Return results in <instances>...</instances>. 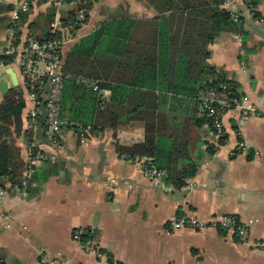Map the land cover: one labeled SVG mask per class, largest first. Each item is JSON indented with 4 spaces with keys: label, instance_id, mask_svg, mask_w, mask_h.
<instances>
[{
    "label": "crops",
    "instance_id": "crops-1",
    "mask_svg": "<svg viewBox=\"0 0 264 264\" xmlns=\"http://www.w3.org/2000/svg\"><path fill=\"white\" fill-rule=\"evenodd\" d=\"M38 1H32L29 19L20 25V42L30 37L32 23L47 19L53 6L59 20L73 10L72 5L58 4V0ZM88 4V20L65 52L99 34L105 42L94 54L117 56L130 39L148 44L146 50L151 54H179L178 40L185 36L188 16H180L175 9L165 11L177 2L88 0ZM256 4L251 9L244 2L224 0L218 9L231 11L240 30L221 32L208 47V64L238 84L242 105L253 111L245 114L233 109L225 114L228 148L209 151L218 140L195 97L188 94L200 85L201 78L185 76V65L179 60L172 79L163 66L155 81L144 77L134 87L153 93L151 101L156 102L157 112L173 125L157 137V157L152 161L166 173L157 182L140 165L122 159L126 154L117 149V144L128 146L141 139L143 123L101 132H93L89 126L81 135L65 129L59 146L47 143L42 138L44 131L27 120L31 103L25 82L17 67L11 66L16 57L7 55L14 60L6 70L12 69L18 82L14 86L5 75L9 92L19 89L25 103L23 134L18 136L13 129L12 139L29 162L30 142L24 132L32 129L36 134L33 146L49 160L35 165V181L25 189L0 179V189L6 193L0 209L11 216L9 228L0 221V248L6 264H39L42 251L61 252L72 264H110L73 241L77 229L88 231L95 244L119 264H264V253L252 247L256 241H264V25L256 21V14L264 15V0ZM8 13H1L0 18L7 15V19ZM7 31L8 21L2 20L0 56L8 49ZM110 87L111 93L119 86L110 83ZM120 95L118 89L116 98L123 100ZM3 96L0 93V103ZM239 144L245 150L232 157V149ZM184 161L193 163L196 170L179 188L174 180L183 172ZM222 215H233L249 227L250 245L242 246L234 234L215 230L168 232L170 221L182 216L209 220Z\"/></svg>",
    "mask_w": 264,
    "mask_h": 264
},
{
    "label": "trees",
    "instance_id": "trees-1",
    "mask_svg": "<svg viewBox=\"0 0 264 264\" xmlns=\"http://www.w3.org/2000/svg\"><path fill=\"white\" fill-rule=\"evenodd\" d=\"M21 14L20 25L27 23L32 10ZM48 0H39L38 4ZM167 4L171 1L177 5L165 8V11L177 10L180 16H188L184 27L185 36L178 40L180 44L179 54L170 57L158 56L156 53H149L146 49L148 44L142 41L130 39L125 44L121 53L117 56L94 54L97 47L103 46L105 41H101L99 34L91 36L79 43L74 44L67 52L62 53L63 72L73 77V80L65 83L61 95L60 113L61 118L67 122L66 130H74L78 135L86 127H91L93 132H101L105 129L117 130L134 123H143V137L136 139L128 146L117 144V149L122 154L131 158H151L157 157L158 146L157 137L163 136L164 132L173 125L168 122L166 116L157 112L156 102L151 101L154 94L150 91H136L139 80L146 77L148 80L155 81L160 75L158 68L168 67L166 75L172 77L177 60L185 65V76L189 78H201L200 85L188 94L195 97L198 107V95L201 90L219 89L226 86L233 95L240 99L238 94L239 86L233 81H229L221 71L208 64V47L214 42L215 38L225 30L239 31V23L234 20V15L229 10H219V6L224 0H164ZM257 0H250L246 3L251 9L256 7ZM78 2L80 7L89 10L88 0H63L66 5ZM78 8H73L66 15L61 17L63 24L69 23L77 14ZM11 7L0 5V14L10 12ZM56 8L53 6L49 11L47 19L43 22L35 21L30 25L32 38L44 41L51 35V25L56 19ZM7 16V15H6ZM3 16L2 20L9 21ZM259 16L256 14V17ZM195 33L196 36L193 34ZM19 36V35H18ZM98 37V38H97ZM94 39H97L96 41ZM95 41V42H94ZM175 42V41H173ZM65 49V48H64ZM14 58L1 55L0 63L5 65L12 64ZM85 78L89 81H100L101 87L109 91L110 83L117 84L111 92L110 100L102 103L98 93L87 84L77 83V79ZM172 79V78H171ZM150 87V85H148ZM120 87H129L123 89ZM112 89V88H111ZM123 96L117 99V90ZM175 91V88H170ZM142 97L141 101L138 99ZM25 103L19 89H13L2 97L0 103V179L6 178L13 185L22 187L23 181L29 171V162L22 156V148L13 138L12 130L19 135L23 134L22 113ZM204 121L210 128L209 119L203 113ZM30 121L29 117L27 119ZM174 119L173 121H176ZM37 126L45 131V121L41 116L38 118ZM24 134L30 142V154H35L39 149L33 146L32 139H36V134L32 129L25 131ZM42 138L48 143L42 134ZM209 151L214 153V148ZM183 172H179L174 184L181 188L185 185L184 180L191 176L196 168L193 163L184 161ZM153 164L160 171H164L156 161ZM166 176V173H165ZM35 181L34 176L29 180L28 187ZM89 233V232H88ZM86 237V236H85ZM0 264H6L2 249L0 248Z\"/></svg>",
    "mask_w": 264,
    "mask_h": 264
},
{
    "label": "built area",
    "instance_id": "built-area-1",
    "mask_svg": "<svg viewBox=\"0 0 264 264\" xmlns=\"http://www.w3.org/2000/svg\"><path fill=\"white\" fill-rule=\"evenodd\" d=\"M248 1L250 0H232V4L236 2L248 3ZM59 3L63 4V0H58ZM0 5L11 7L8 13V49L5 54L16 57V63L11 66L17 67L24 79L31 103L28 111L31 125L37 126L38 118L42 116L46 126L44 131L45 139L50 145L59 146L60 134L68 126L67 122L61 118V95L65 83L73 80L72 76L63 72L62 53L64 48L74 41L75 34L85 26L88 20V12L86 8L80 7L78 2H74L71 5L73 8H78L76 16L69 23L65 24L56 18L51 25L52 37L44 41L28 37L24 42H20L18 32L20 30L21 14L27 13L30 10L29 0H0ZM235 21H237L236 17ZM256 21L258 24L264 25V15L257 16ZM7 66L9 65L0 63L2 71H5L8 68ZM77 83L90 86L98 93L102 103L111 98L110 91L103 89L101 87L102 82L100 81H89L85 78H79L77 79ZM198 102L203 113L209 119L210 129L214 137L218 140L213 145L214 153L220 148L229 147V143L225 138L223 121L225 114L233 109H239L245 114L253 112L250 107L243 106L241 100L235 97L226 86H222L219 89L201 90L198 95ZM89 129L90 127H86L85 130ZM244 150V145L239 144L236 148L232 149L231 156L233 157ZM122 159L133 161L140 165L142 170L156 182L165 177V173L157 169L151 158H131L123 155ZM48 160L49 156L42 150H38L33 155L30 154L29 171L22 183L24 189L28 187L29 180L35 173V165L47 162ZM5 197V191L0 189V208ZM10 220L11 216L1 212L0 209V221L5 223L6 228L10 227ZM183 230L195 232L215 230L232 233L240 245L248 246L251 244L249 241V227L233 215H222L209 220L182 216L170 221L168 226L169 233L174 234ZM73 241L84 252L94 255L96 259L108 261L110 264H119L108 252L95 244L88 231L75 230L73 232ZM252 247L264 253V241H256L252 244ZM38 262L39 264H72L71 260L63 255V253H50L46 251L39 253Z\"/></svg>",
    "mask_w": 264,
    "mask_h": 264
},
{
    "label": "water",
    "instance_id": "water-1",
    "mask_svg": "<svg viewBox=\"0 0 264 264\" xmlns=\"http://www.w3.org/2000/svg\"><path fill=\"white\" fill-rule=\"evenodd\" d=\"M6 74L11 77V80H12L14 86L18 85L17 78H16L12 69H8L6 71H1L0 72V93H1V95L8 94L9 90H10L7 82L5 81V75Z\"/></svg>",
    "mask_w": 264,
    "mask_h": 264
}]
</instances>
